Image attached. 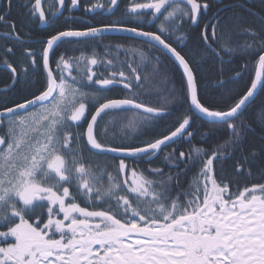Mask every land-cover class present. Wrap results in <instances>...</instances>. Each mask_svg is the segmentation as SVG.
<instances>
[{"label":"snow or ice","instance_id":"6c2138e0","mask_svg":"<svg viewBox=\"0 0 264 264\" xmlns=\"http://www.w3.org/2000/svg\"><path fill=\"white\" fill-rule=\"evenodd\" d=\"M15 3L0 0V38L6 41L0 45V63L9 72V83L0 91V225L7 226L0 242L11 238L0 246V264H264V182L230 190L235 181L217 178L225 155L242 148L251 128L245 112L258 89L264 95V14L243 2L226 6L232 10L228 16L215 0H134L124 6L134 14L128 19L157 22L155 29L121 20L102 27L87 23L83 29L66 25L40 37L37 50L31 33L9 18ZM120 3L57 0L46 8V0H28L25 15L28 22L51 26L67 9L70 25L74 9L115 16ZM189 28L197 43L190 52L187 45L178 50L172 38L183 45ZM113 31L142 38L147 50L123 49L122 55L120 45H106L98 53L103 34ZM73 43L87 45L92 55L81 51L69 57L59 51ZM165 53L186 78L179 90L162 63ZM209 55L219 58L221 73L225 57L255 60V79L239 98L204 102L194 65L197 57ZM234 72L241 75L239 65ZM37 76L43 77L38 92L8 99L21 82ZM119 86L126 95L107 94ZM147 93L156 95V105L141 99ZM174 103L187 104V110L162 138L127 146L101 139V121L115 127L131 112L125 127L135 131L158 121ZM259 119L264 123V112ZM196 120H206L204 136L220 137L216 147L168 152L169 145L193 137ZM159 153L174 165V173L150 167L146 174L127 162ZM256 155L242 157L237 176H251ZM92 157H104V163ZM190 167L197 171L185 188L181 176Z\"/></svg>","mask_w":264,"mask_h":264},{"label":"trees","instance_id":"16d2710c","mask_svg":"<svg viewBox=\"0 0 264 264\" xmlns=\"http://www.w3.org/2000/svg\"><path fill=\"white\" fill-rule=\"evenodd\" d=\"M28 0H16L15 6L12 9L10 19L16 20L19 26L24 32L31 33L33 40V47H37L36 41L42 36H45L49 31L55 29L64 28V22L59 21L54 27L43 26L39 22H28L25 15V6ZM56 2L53 0H48L45 7L55 5ZM258 7L253 10L264 14V4L257 3ZM236 11H242V9L237 8ZM232 15V10L229 12L228 16ZM245 20L251 19L249 13L243 12ZM3 29L0 28V32ZM136 41L135 47L143 46L142 42ZM6 41L0 38V45H3ZM197 43V38L191 44L194 46ZM192 49V48H191ZM96 46V51H97ZM60 52H66L64 49H60ZM78 52L83 51L84 53H91V50L87 45H83V48L78 49ZM102 51V49L100 50ZM197 61L194 65L196 74L200 81V94L203 97L205 103H224L226 101L230 102V97L239 98V94L244 93L248 87H250V82L254 79V74L256 70L255 60L240 61L239 58L236 61H229L225 57V63L223 65V71L221 73V65L219 58L214 55L206 56L203 59L197 57ZM247 64L245 68L243 65ZM241 68V75L236 77L234 69L238 67ZM173 69L168 71V75L172 79V83L175 84L177 90H179L184 81L182 71L172 62ZM218 79H223L225 84L222 86L217 81ZM43 77L37 76L32 78L29 82H21V84L16 87L13 91L9 92L8 99L10 100H21L25 96H30L32 93L38 92L42 87ZM9 83V72L8 69L0 63V88L3 89L5 85ZM171 87V85H169ZM126 93L118 91L114 92L115 98L123 97ZM146 104L156 105L157 98L153 93H147L141 97ZM188 105L185 103H174L169 105L171 111L160 118L158 121L148 125L147 127H141L135 131L125 127L126 119L131 118V112L128 117L119 121L118 126H113L107 123V119L100 122L101 139L106 143H114L117 145H132V144H142L144 141L153 138H162L165 134H170L171 130H174L178 126V117L187 110ZM135 111V110H132ZM264 112V95L258 94L257 98L250 105L248 110L245 112L247 117V122L251 125L250 130L247 132L246 137L243 141L242 148L237 149L231 156L225 155L223 165L217 170L218 180L228 181H238V182H248L247 185L252 183H262L264 182V153L260 152L262 146H264V123L259 119V115ZM107 128V132L104 133L103 129ZM193 137L184 138L182 141L174 143L168 146L167 151L172 152L173 149L176 153L179 151H184L187 153L190 147H200L204 149L215 148L216 141L220 139L219 136H204V132H208L209 126L206 120H196ZM191 139V144L189 143ZM222 142V141H221ZM257 153L254 162L251 164V176L245 172L243 176H237L236 167L240 163L242 157L248 156L250 153ZM175 154V153H174ZM94 161H99L104 163V157H92ZM127 162L133 168H138L144 171L146 174L150 167H165L168 170L176 171L174 165H168L163 159V153H159L154 156L151 160H140L137 163H133L132 159H127ZM196 167H190L187 172L182 174L181 181L185 188L196 173ZM233 185V184H232ZM234 186V185H233ZM70 191H75V188L70 189ZM82 207L87 206L82 198L77 199ZM89 210H92L89 207ZM62 216V214H61ZM31 222V221H30ZM6 225H0V231H6ZM11 240L0 242V246H6Z\"/></svg>","mask_w":264,"mask_h":264},{"label":"flooded vegetation","instance_id":"af4514ba","mask_svg":"<svg viewBox=\"0 0 264 264\" xmlns=\"http://www.w3.org/2000/svg\"><path fill=\"white\" fill-rule=\"evenodd\" d=\"M47 1L48 0H46V2ZM53 1H55L57 3L56 0H53ZM91 2L94 3L95 0H91ZM104 2L107 3V0H104ZM133 2H134V0H121L120 10L117 13V15H115V16H112L109 13L104 12L103 10H100L97 13H93V12H84L82 8L74 9L73 10V15L76 17V19H74V21L70 25L68 24V21L66 20V17L69 16V13H68L67 9H64L62 14L57 15V16H55L53 18L55 22L51 25V27H54V26L58 25L57 23L60 20L65 23V25H63V27H65L67 25V26L74 27L76 29L85 28L87 26V23H90V24L95 25V26H101L102 27V26H104V24L109 23L110 21H116V20H121L125 24L139 25L141 27H145L146 21H137L135 19H128L129 16H133L134 14L127 13L124 6H125V4H131ZM242 2L245 3L248 7H251L252 9L258 7L257 3L264 4V0H215V3L219 7L225 9V14L226 15H228L229 12L231 11V9L227 8L226 6L233 5V4L239 5ZM82 3L83 4H88L89 0H82ZM146 19H150V17H148ZM156 24H157V22H153L152 24H147L146 26L148 28H150V29H155ZM43 26H46V25L44 24ZM187 31H188V34H189V39L186 40L183 45H178L176 43L174 37L172 38V43H173V46L177 47L178 50H180L182 48H185V45H187V49L186 50L190 52L191 48L193 47L191 42H194L197 37H196L195 31L192 28H189ZM165 35H167V34H165ZM135 40L141 42V40L127 38V37L107 36V37H104L101 40V42L97 45V49H98L97 52L103 54L104 47L106 45H112V46L120 45L121 49H122V55H123V49H131V48L135 47V44H136ZM77 48L81 49V48H83V45L75 44V43L66 44V45H64L62 47V49H64L66 52L65 53L61 52V53L62 54H66L69 57L72 56V55L79 56L81 54V52H78ZM140 48H142L144 50H147V45L143 44V46H140ZM101 49H102V51H100ZM152 51L155 52L156 50L153 49ZM85 54L88 55V56H91L92 52L89 53V54L88 53H85ZM157 54H159V53H157ZM136 60H139V57H136ZM161 60H162L163 65L166 67L167 71H169L170 69H173L172 62L179 68V66L166 53L161 55ZM53 68L55 70V65H53ZM180 71H182V70L180 69ZM72 72H73V74H76L75 69H73ZM105 74L107 75V73H105ZM118 91H121V92H124V93L127 92V90H125L122 86H119V87L113 88L107 94L109 96L115 98L116 96H114L113 93L114 92H118ZM247 183L248 182L235 181V184H233L234 186L230 185V190H232L235 187H239L240 190H242L244 186L251 187L252 184H253L251 182V184L247 185Z\"/></svg>","mask_w":264,"mask_h":264},{"label":"water","instance_id":"95a60500","mask_svg":"<svg viewBox=\"0 0 264 264\" xmlns=\"http://www.w3.org/2000/svg\"><path fill=\"white\" fill-rule=\"evenodd\" d=\"M57 1V0H56ZM63 11H64V9L63 10H60V14H62L63 13ZM60 14H58V15H60ZM44 25V24H43ZM104 35V37H107V36H113V37H127V38H132V39H138V40H142V38H138V37H133L131 34H129V33H126V32H119V31H113V32H106V33H104L103 34ZM166 54H168V53H166ZM170 57H171V55L170 54H168ZM172 58V60L174 61V58L173 57H171ZM175 62V61H174ZM177 65H178V63L177 62H175ZM182 70V69H181ZM258 70V68L256 69V71ZM254 79H255V76H254ZM3 89H1L0 88V91H2ZM258 94H259V89H258V91H257V94H256V98H257V96H258ZM255 98V99H256ZM172 145V144H171ZM170 146V145H169ZM127 159H132V158H127Z\"/></svg>","mask_w":264,"mask_h":264},{"label":"rangeland","instance_id":"374dc122","mask_svg":"<svg viewBox=\"0 0 264 264\" xmlns=\"http://www.w3.org/2000/svg\"><path fill=\"white\" fill-rule=\"evenodd\" d=\"M58 235V234H57ZM9 240H11V238H9Z\"/></svg>","mask_w":264,"mask_h":264}]
</instances>
